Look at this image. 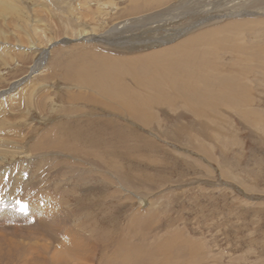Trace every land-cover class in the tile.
<instances>
[{"label":"rangeland","instance_id":"1","mask_svg":"<svg viewBox=\"0 0 264 264\" xmlns=\"http://www.w3.org/2000/svg\"><path fill=\"white\" fill-rule=\"evenodd\" d=\"M0 1V264H264V63L241 112H203V127L160 107L149 128L81 126L99 137L91 155L43 142L103 115L65 80L84 54L129 58L234 22L238 45L264 52V0Z\"/></svg>","mask_w":264,"mask_h":264},{"label":"bare ground","instance_id":"2","mask_svg":"<svg viewBox=\"0 0 264 264\" xmlns=\"http://www.w3.org/2000/svg\"><path fill=\"white\" fill-rule=\"evenodd\" d=\"M154 1L167 3L172 0ZM3 3L0 1V5L5 7ZM5 4L8 7V3ZM205 30L201 31L202 35L194 34L195 37L155 52L137 54L132 51V56L125 58L108 57L97 51L91 56L84 54L81 60L70 63L69 69L64 71L67 75L65 80L88 93L98 94L96 98H90L93 99L90 104L93 110L104 116L93 112L87 115L89 120H79L80 123L70 118L58 121L44 136L46 148L58 149L64 155L70 153L67 154L70 156L75 149L77 153L91 155L87 145L98 143L96 139L99 137L84 136L76 131L81 126L91 127L93 119L114 117L113 121L110 120L114 122L127 116L138 127L149 128L153 118L150 113L155 108L163 107L168 111L180 108L198 117L195 124L203 127V112L223 109L241 112L251 94L247 86L248 79L252 77L251 70L254 64L264 63V60L256 63L264 59V52L238 45L247 30V26L239 22ZM223 59H232V64L224 65ZM85 96L73 98L85 99ZM101 122L105 126L110 124L106 120ZM80 144L85 146V150L78 148ZM104 153L111 157L115 155L111 151Z\"/></svg>","mask_w":264,"mask_h":264}]
</instances>
